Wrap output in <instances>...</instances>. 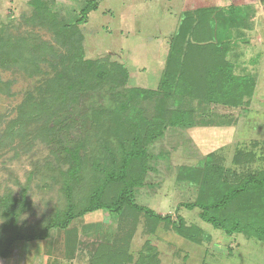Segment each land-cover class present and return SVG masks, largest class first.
<instances>
[{"label": "trees", "instance_id": "trees-1", "mask_svg": "<svg viewBox=\"0 0 264 264\" xmlns=\"http://www.w3.org/2000/svg\"><path fill=\"white\" fill-rule=\"evenodd\" d=\"M28 3L29 15L16 22H0V70L32 74L45 65L49 76L36 87L37 93H26L16 106V116L0 133V150L29 149L35 140L47 145L60 141L61 146L50 150L54 162L46 160L43 169L37 167L27 176L28 184L36 176L58 185L59 200L37 223L25 225L21 217L32 207L28 185L22 186L17 196L9 191L1 196L0 258L7 259L17 241L44 240L54 229H62L65 240L71 241L75 220L96 210L117 215L118 227L111 242L97 244L91 264H164L150 238L137 251L131 249L141 217L148 235L162 224L190 242H209V233L187 224L179 214L162 215L139 204L136 191L147 184L151 162L158 155L149 146L166 128L194 122V110L184 103L196 100L237 107L253 95L254 76L236 75L227 58L230 43L221 29L224 24L216 18L222 6L181 12L158 87L151 89L129 86L126 66L108 54L85 57L79 25L97 8L96 1L86 0L73 22L56 11L53 0ZM21 24L47 29L54 43L33 31L15 32ZM10 85L11 81L0 80V92L9 94ZM104 88L110 95L109 103L92 106L91 123L83 137L72 142L61 140L60 136L76 124L69 117L58 121L62 115L85 95ZM2 119L0 115V122ZM238 155L235 161L240 164L253 154ZM212 156L207 155L199 165L178 168L177 180L197 187L195 199L180 205L198 207L201 219L229 239L242 235L264 242V169L244 175L229 173L213 162Z\"/></svg>", "mask_w": 264, "mask_h": 264}, {"label": "rangeland", "instance_id": "rangeland-1", "mask_svg": "<svg viewBox=\"0 0 264 264\" xmlns=\"http://www.w3.org/2000/svg\"><path fill=\"white\" fill-rule=\"evenodd\" d=\"M29 0H0V22L19 21L29 15ZM86 0H53L56 11L73 22ZM97 8L90 11L85 23L79 25L83 34L86 58L109 55L111 60L124 64L129 71V86L155 89L171 36L177 28L180 14L185 9L201 6H222L216 18L223 23L221 29L230 43L228 60L236 75H252L255 89L251 98L242 105L232 107L207 101L184 103L194 110V122L175 128L168 127L163 136L154 141L149 150L154 157L147 184L136 191V201L154 212L179 214L187 224H194L211 235L203 244L190 242L161 224L153 235L146 234L143 217L131 241L135 252L150 238L158 249L164 264H264V242L225 237L221 230L201 219L198 207L188 208L181 203L191 202L197 194L196 185L177 180L180 166L201 164L209 154L213 162L229 173L248 174L264 169V0H94ZM245 3V4H243ZM234 4V5H233ZM243 4V5H242ZM233 5V6H230ZM236 5V6H235ZM33 31L43 40L54 43L45 28L21 24L15 32ZM228 37V39H227ZM45 65L39 71L26 73L15 69L0 70L1 81H11L9 94L0 92V133L6 122L16 116V106L28 92L37 93L36 87L49 75ZM108 90L90 93L79 104L62 115L75 119L74 128L60 139L72 142L81 139L90 126V109L109 103ZM187 99V98H185ZM182 103V104H183ZM191 103V104H190ZM150 109L149 104H147ZM60 141L47 145L35 140L29 149L17 147L0 150V197L7 191L17 196L28 185L27 198L32 207L21 217L25 225L37 223L50 213L59 200L58 185L47 178L27 176L37 167L43 169L46 160L54 162L50 150L58 148ZM252 153L238 164L235 157ZM242 157V156H241ZM52 185V189L49 188ZM1 222V220H0ZM74 234L66 241L61 229L51 230L44 240L17 241L7 259L1 264H91L90 258L99 242L113 240L117 232L118 217L106 210H96L77 218ZM3 262V263H2Z\"/></svg>", "mask_w": 264, "mask_h": 264}, {"label": "crops", "instance_id": "crops-1", "mask_svg": "<svg viewBox=\"0 0 264 264\" xmlns=\"http://www.w3.org/2000/svg\"><path fill=\"white\" fill-rule=\"evenodd\" d=\"M3 263V262H2ZM0 264H1V262H0ZM4 264V263H3Z\"/></svg>", "mask_w": 264, "mask_h": 264}]
</instances>
